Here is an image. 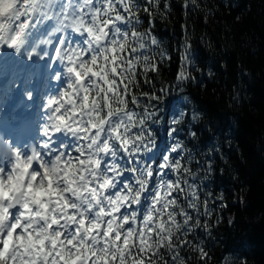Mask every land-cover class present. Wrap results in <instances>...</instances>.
<instances>
[{"label":"trees","instance_id":"1","mask_svg":"<svg viewBox=\"0 0 264 264\" xmlns=\"http://www.w3.org/2000/svg\"><path fill=\"white\" fill-rule=\"evenodd\" d=\"M129 14L148 36L131 50L132 68L121 61L100 82L101 116L129 106L133 93L150 91L145 58L159 62L166 51L171 59L158 63V73H147L157 90L166 89L153 125L156 134L146 135L147 125L141 128L132 118L119 137L145 155L157 148L156 141L159 146L169 141L173 110L196 109L199 118L186 125L196 136L180 137L192 159L185 152L183 167L173 173L187 179V189L177 194L180 203L174 204L183 215L176 214L175 226L157 248L127 247L116 264H205L197 247L201 241L209 253L206 264H264V0H138ZM186 45L189 57L195 55V67H189L195 80L168 90Z\"/></svg>","mask_w":264,"mask_h":264},{"label":"snow or ice","instance_id":"2","mask_svg":"<svg viewBox=\"0 0 264 264\" xmlns=\"http://www.w3.org/2000/svg\"><path fill=\"white\" fill-rule=\"evenodd\" d=\"M165 8L168 7L167 4L164 5ZM148 12V8L144 9ZM150 14V13H149ZM152 45H157L158 41L155 37H152ZM20 37L17 36L10 40L6 45H0V48L7 46L9 48H15L17 52L20 51L19 48ZM187 45L184 48V51L181 53V67L176 78V83L174 85L170 84L168 90L171 88H182L185 81H193L195 78L191 75L189 67H195V55L193 54L189 57ZM31 59V55L28 57ZM171 59L166 51L160 53V61L157 62L154 57L147 56L145 59L149 61L146 63L143 68V74L145 76V82L150 84V91L142 92L140 96H137L133 93L131 98V104L134 105V108L126 110L125 115H128L129 118H135L141 121L140 127L143 128L147 125V133H155L153 131V125L155 122L160 119L159 113V104L161 96L166 93V89L162 85L158 90L156 89L155 84H152L147 77L149 71L159 72L158 63H162L164 59ZM131 59V56L129 57ZM67 73L71 74L74 72V69L71 67L67 68ZM58 78V76H57ZM70 76L67 75L64 88L66 89L65 93L51 96L46 101V110L48 113V119L52 121L50 124H46L41 131V136L44 137V141L40 144H36L30 147H25L21 149L20 147L13 148V156H10L8 160L3 161L0 164V176H3L4 173H9L8 179L12 178L13 169L16 165L12 163L13 160H16L17 163L30 157L34 152L38 151L39 155L43 157L46 161L52 163L51 169H45L46 174L50 179H54L56 182V187L52 189L57 199L58 204V215L53 214L51 216V221L48 225L51 228L53 225L60 229L56 231L50 238L53 241V247L56 248L57 240L56 237L60 238L61 247L57 249L56 256H65L66 253L77 261V264H97V260L102 249L98 245L102 242L100 237L97 235V232L94 230L101 229L102 225L100 222L101 217L109 216L107 208L111 207L113 203V198L119 194L121 188L127 190V185L125 183V177L130 175L129 173H124L119 177H113L112 156H105L103 161L96 159L94 161L95 167L85 168L83 175H80V168H84V157L81 155V145L83 141L76 142V138H73V143L64 144L62 140H59L58 137L62 134L63 129H61L55 121L65 120L69 121V126L72 121L69 120V113L65 114V108L61 107L63 104V97L67 95V89L69 87ZM136 87H138V82L136 81ZM127 101L128 95L125 93ZM143 97V99H141ZM28 98H31V93H28ZM187 99V97H185ZM63 109V111H62ZM136 109H139L137 111ZM130 114V115H129ZM199 114L196 109H193L190 113L186 114V111L183 109L173 110L171 119L168 121L169 127L166 129L169 140L171 141L163 153H160L158 157H153L155 164L158 170H160V175L162 177L166 176L169 178L170 173L178 170L183 167L182 160L185 159V152H188L187 160L190 162L192 159L190 151L187 149L184 140L180 137L184 135L185 138L188 136L195 137L196 132L192 128H188L186 131V125H193L196 120H198ZM156 134V133H155ZM65 139H67L65 137ZM122 140V138H121ZM0 141H3V138L0 137ZM120 141H118L119 143ZM10 144V141H7ZM157 148L159 144L156 141ZM143 147V145L141 146ZM69 149H74L76 153H79L77 156H73L72 152ZM102 151H110V149L105 148ZM156 148L152 149V152H155ZM63 152V156L59 154ZM124 149H121V155H123ZM57 160H63L67 158L69 164H76L80 167L77 169V175L72 176L70 182H66V177L61 171L58 176H54V173L58 171L56 163L53 158ZM158 160V162H157ZM75 161V162H74ZM92 161H89L91 164ZM211 161H209V164ZM35 165V166H34ZM41 168V165L36 162L35 159L32 160L31 167L28 168L29 172H38ZM167 169L168 171H165ZM184 171L187 172L189 169L184 167ZM155 173L151 175L154 176ZM170 179V178H169ZM171 180V179H170ZM119 181V183H117ZM2 182V181H0ZM63 184V188L60 185ZM114 185V186H113ZM42 187L33 188L32 185H27L26 189L21 192L20 189H17V194L15 196H8L5 193V196L8 200L14 201V206H10L8 211L11 213L9 217V227L15 228L16 231L20 230L21 224L18 222L21 215H23L22 209H27L32 204L39 205L41 208H49V205L52 203L51 197H49L48 202H43L37 197L42 191ZM47 195V194H46ZM198 192L196 196L198 198ZM123 209V208H121ZM120 209V211H121ZM133 206H129L128 211H134ZM205 214L210 215L207 212V200H205ZM124 211V209H123ZM121 211V212H123ZM39 215V213H36ZM199 216V210L197 211V217ZM47 219V216H45ZM127 219V217H125ZM13 221H17L13 223ZM199 223V219H198ZM39 231V229H38ZM65 232H67V238L65 239ZM8 235L6 230L3 233H0V248H3L4 237ZM106 239V237H105ZM89 241H94L89 243ZM202 241L197 245L199 254L202 260L206 264V259L209 256V253L204 250L201 246ZM67 247H64V246ZM83 250V251H82ZM51 255V253H49ZM101 259H103L101 257ZM50 264H61V261L53 258L50 261Z\"/></svg>","mask_w":264,"mask_h":264},{"label":"rangeland","instance_id":"3","mask_svg":"<svg viewBox=\"0 0 264 264\" xmlns=\"http://www.w3.org/2000/svg\"><path fill=\"white\" fill-rule=\"evenodd\" d=\"M30 2H32V0H29L28 3H30ZM75 2H73V3H75L76 5H79V3L82 2L83 3V7H86V6L92 7L93 6L92 2L88 1V3H86V0H79V2H77V1H75ZM44 5L45 4L37 7V9H38L36 11V14H38L37 20L38 19L42 20V19H45V17H46L43 14V11L45 12V9H44L45 6ZM84 9H86V8H84ZM100 9H96L95 11H97V12L94 13V14L97 15V16H102L104 11L102 10V8H100ZM8 12H5V16H7L9 14H13L12 12H9V13ZM32 13L35 16V13L33 11H32ZM9 18H12V17H9ZM68 22H69V24L71 26L75 27V24H76L75 23V19L71 15L68 17ZM37 23H39V22L37 21ZM98 46L100 47V45H98ZM26 51H28V49H26V47L23 48L22 51H21L22 53L20 52L21 54L19 53L18 57L21 60H23L22 61L23 63L32 65L31 62L28 61V58H27V55H26L28 52H26ZM110 51H111L110 47L107 46L106 50H102L101 52L100 51L97 52V56L99 58L96 61V65H94V67L97 70L96 73H97L98 79L105 77V75H106V73L108 71V66H106V61H107L106 60V56L110 53ZM71 52H74V49L70 47L69 53L71 54ZM74 55L77 56L78 54H74ZM82 68H83V63L80 64L79 70H81ZM91 69L92 68L89 67V66L87 67V70L84 69L83 76L81 78L80 87H79L80 90L77 92L78 95H80L82 93V91H84V90L89 88V86L91 84V81L93 82V80L91 79V76L94 73L92 72ZM76 72H77V70H76ZM80 100L78 98H75L74 101L72 102V104L74 106L77 104V106H78ZM75 115H77V112H75L73 115H70L69 119H72L73 116H75ZM79 116H80V118L77 117L76 124L77 123H80L81 125H84V123L90 124L93 121V125L94 126L98 125V123L96 121V106H93L92 108L91 107L84 108V110L82 111V113H80ZM114 121H115V117H111L110 119H108L104 123H102L105 126V132L103 134V139H102V141H103L102 145H103L104 148H108L109 149V137H107L108 134L106 135V133L110 134L112 132V130L114 129ZM102 124H101V126H102ZM73 166H74V164H73ZM169 185H170L169 180L165 179L164 182H163L164 188L168 189ZM146 188L147 187H145L143 189V191H145L147 193V195H148V202H147V205H146V211H147V214H152V210L150 209V207L161 208L162 205L165 204V203L162 202L159 199V197H158L161 194V191H160L159 188H155L154 190L152 189V191L151 190L147 191ZM151 224H152V220L149 219L147 221V225L143 228L142 232H140V234L138 236V240H139L140 243H144V241L148 239L149 234H150L151 229H152ZM123 240L126 241V239H123ZM6 243H7V241L4 240L3 248H0V264H34L36 262L37 258H35V259L31 258L30 259V253H26V252H23L21 250V249H24L25 246H22V247L19 246V248H14V246H12V251L11 252H6V250H4V249H6L5 247H7ZM120 244H121V246H119ZM122 245H123V243H121V242H118V243L115 244L114 248H115V250L117 252L116 254H119L121 252ZM70 258L71 257L69 256V261L71 260ZM70 262H73V260L70 261ZM70 262H67V264H69Z\"/></svg>","mask_w":264,"mask_h":264},{"label":"bare ground","instance_id":"4","mask_svg":"<svg viewBox=\"0 0 264 264\" xmlns=\"http://www.w3.org/2000/svg\"><path fill=\"white\" fill-rule=\"evenodd\" d=\"M29 0H19V7L17 9L16 14L12 17V18H7L6 22L7 25L9 26V32L7 33V35H4L2 37H0V45H6L8 42H10L11 39L19 36L20 37V31L21 29L24 27L25 23H27L29 20H32L34 16V14L32 13V2L28 3ZM28 3V4H27ZM63 20V19H62ZM61 39V35H59V37L57 38V44H59V41ZM56 44V45H57ZM14 48H9L7 46H3L2 48H0V66L2 67L4 71V73L2 74V78L5 79L6 81H8L10 75H11V81L13 82L18 81L19 79H21V77H23V75L21 76H15V74L17 73H11L10 69L11 66H9L7 64V62L4 63V58H6L9 54L13 53ZM27 52V51H26ZM40 52V57L41 59L44 58V56L49 52L47 50V48H42L41 50H39ZM58 54V48L57 46L54 48H52V52L50 53V58H55ZM3 65V66H2ZM49 70V68H47ZM25 72V71H24ZM52 73V79L54 81H51L52 83L61 81L62 79V73L59 72L58 70H55V72H51ZM10 74V75H8ZM58 76V78H57ZM22 80V79H21ZM46 117V116H45ZM44 181L46 182L45 178ZM31 185V183L29 181H27L26 183H23L22 180L20 179V182H17L16 180L12 179L10 181H2L0 182V222H2V224L4 226L8 225L9 222V217L11 216V213L8 211V206L11 200H8L7 197L5 196V193L8 194V196H13V194L15 192H17V189H20L21 192L23 190L26 189L27 185ZM41 199L48 200V197L46 195V192H43V194L41 196H38ZM35 204L30 205V207H32ZM29 207V208H30ZM29 208L27 209H22L23 215L20 216L21 219L24 220H28V212H29ZM38 224L42 225V226H48L49 222L47 219H45V216L43 218H41L40 220H38Z\"/></svg>","mask_w":264,"mask_h":264},{"label":"clouds","instance_id":"5","mask_svg":"<svg viewBox=\"0 0 264 264\" xmlns=\"http://www.w3.org/2000/svg\"><path fill=\"white\" fill-rule=\"evenodd\" d=\"M42 243V241H40Z\"/></svg>","mask_w":264,"mask_h":264}]
</instances>
